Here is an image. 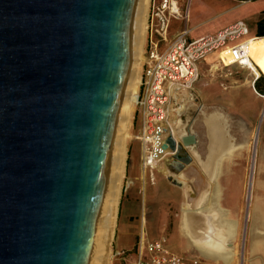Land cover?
I'll return each mask as SVG.
<instances>
[{
  "label": "water",
  "instance_id": "1",
  "mask_svg": "<svg viewBox=\"0 0 264 264\" xmlns=\"http://www.w3.org/2000/svg\"><path fill=\"white\" fill-rule=\"evenodd\" d=\"M128 3L0 0V264L82 263ZM179 144L169 136L163 147L171 171L197 188L196 136Z\"/></svg>",
  "mask_w": 264,
  "mask_h": 264
},
{
  "label": "rangeland",
  "instance_id": "2",
  "mask_svg": "<svg viewBox=\"0 0 264 264\" xmlns=\"http://www.w3.org/2000/svg\"><path fill=\"white\" fill-rule=\"evenodd\" d=\"M190 2L192 3H190V7L193 5L196 10V23L210 20L219 11H225L231 6L227 4V0H191ZM259 8L261 7L253 5L246 9L233 10L229 15L201 25L194 37L206 35L208 30L212 31L222 24L231 25L245 12H248L250 19L255 21ZM193 24L195 23L193 22ZM246 25L251 31V36L254 35L255 23L247 22ZM172 31L173 29L170 30L171 33ZM244 40L247 39L242 41ZM146 47L145 43L144 54ZM144 54L139 69L140 77ZM213 58L214 56H211L198 65L199 78L192 86V90L189 91L193 96L192 101L189 102L182 98L179 103H173L172 108L178 109L181 105H185L178 120H180V124L182 123L184 136L185 134L196 136V152L201 161H204L208 154V136L203 123L204 118L219 114L226 121V132L231 138L233 149H235L233 157L241 163V168H238L240 170L237 172L240 181H236V188L234 186L230 191H225L226 198L220 196L219 206L221 209L218 207L215 193L211 191L203 212L206 213L207 209L217 212L218 214L215 216L217 220L225 224L230 223L228 225L231 227L232 238L228 244L233 253V264H264V256L254 252V245L256 244H251L249 236L252 221V192L258 190L264 194V99L253 91L252 76L247 70L235 66L230 67L226 64L222 68L217 61L212 60ZM254 59L255 63L264 68V50ZM214 65L215 67H213ZM131 121L129 135L133 140L132 127H136L137 121H139L136 106ZM255 135L256 141L253 143ZM176 143L179 144V141ZM132 144L133 142L129 140L126 145L124 174L121 180L122 190L118 202L117 223L109 247V264H133L134 254L132 251L141 235H145V240L148 241L165 237L171 251L183 255L185 252L183 250L184 244L180 241L183 215L187 209L192 210V205L188 206V203H193L199 194L195 185L188 180L175 177L172 175L173 171L165 177L162 176L165 180L158 181L157 185L154 188H148L147 192L143 188L133 187L125 171V168L130 167L128 151ZM137 148V146L133 148L134 154L137 153ZM252 149L255 150L254 153ZM179 153L181 158L188 154L185 150ZM252 158L254 159L253 165ZM170 159L172 161V156ZM206 181L212 190V183L208 179ZM249 183L248 201L246 195L249 190ZM177 190L180 193L179 196H176ZM177 198L180 202L179 205L176 202ZM204 261L207 262V260Z\"/></svg>",
  "mask_w": 264,
  "mask_h": 264
},
{
  "label": "bare ground",
  "instance_id": "3",
  "mask_svg": "<svg viewBox=\"0 0 264 264\" xmlns=\"http://www.w3.org/2000/svg\"><path fill=\"white\" fill-rule=\"evenodd\" d=\"M148 1L129 0L128 3L129 9L123 39L126 60L122 66L121 76L116 86L112 126L108 136L109 140L105 151L99 189L89 218L90 222L86 234L87 245L81 264H109V247L117 223L116 217L122 190L121 180L124 174L126 145L131 140L129 130L132 125L131 120L135 112L139 91V69L146 43ZM252 46L257 48V55H260L264 50V42H254V40L248 39L244 46L248 59L245 61L247 71L255 73L256 69L252 60L253 53L251 52ZM226 58V54L223 55L225 64L231 66V63ZM191 90L192 88L186 90L182 97L189 102L193 99L189 92ZM184 108L185 105H181L178 109L171 108L170 111L169 135L173 137L175 142H181L185 137L182 133V123L180 124V120H178ZM217 115L220 117H213ZM217 115L208 116L203 121L206 135L208 136V154L204 161L199 162V166L204 172V179H200L194 173L191 175V180L196 183L199 194L193 203L188 201V206L191 204L193 208L192 211L190 209L185 211L180 233H182L181 235L188 246H192L204 260L206 259L213 264H233V253L229 249L230 246L228 244L232 238L231 227L228 225L230 223L225 224L217 220L215 217L218 214L217 212L208 209L206 213L203 212L211 192L206 180L208 179L209 182H212L215 179L219 162L226 157H231L235 150L227 135H225L226 121L221 115ZM255 141L256 135L253 143ZM166 153V158L161 162L163 164L160 163L161 165L158 168L164 177L172 173L171 170L174 168L170 157L174 156L175 153L171 151ZM172 175L175 176V173H172ZM178 176L185 179L181 174ZM248 185L247 200L250 194V183Z\"/></svg>",
  "mask_w": 264,
  "mask_h": 264
},
{
  "label": "built area",
  "instance_id": "4",
  "mask_svg": "<svg viewBox=\"0 0 264 264\" xmlns=\"http://www.w3.org/2000/svg\"><path fill=\"white\" fill-rule=\"evenodd\" d=\"M188 7V0L148 1L147 47L136 100L140 121L136 138L143 149L142 168L150 172L151 181L154 169L167 155L163 147L170 136L172 105L177 104L184 92L197 82L199 63L216 56L222 67L226 54L230 67L248 70L244 48L250 38L248 26L239 21L213 36L191 40ZM172 22L179 23L182 28L169 41ZM260 97L264 99V96ZM132 253L133 264H203L199 259L171 251L165 237L146 241L141 236Z\"/></svg>",
  "mask_w": 264,
  "mask_h": 264
},
{
  "label": "crops",
  "instance_id": "5",
  "mask_svg": "<svg viewBox=\"0 0 264 264\" xmlns=\"http://www.w3.org/2000/svg\"><path fill=\"white\" fill-rule=\"evenodd\" d=\"M190 1L191 0H188V5H189V7H188V21H190V22H188V29H189V38L191 40H198L199 38H202V37L213 36V35H215L216 32L231 26V25L225 26V24H222V26L215 28L212 31L208 30V34H206V35L203 34V35H198L197 37H194L195 34L198 33V29L200 28L201 25L208 24L209 22H212L211 20H214L216 18H221L223 16L229 15L230 12L233 10H239L240 8L246 9L247 7H250L253 5L261 7L257 11V15L255 16V21H254V19H250V15L248 12L247 13L245 12L244 15H241L242 17L239 16L238 19H236V21L234 22V23H236V22L241 21V22H244L245 24L247 22L256 23V22L262 20L263 12H264V0H255V1H246V2H237L235 0H227L228 1L227 4L231 5L229 9L222 11V12L219 11V13H217L214 16V18H211L210 20L198 21L196 23V21H195L196 10L193 8V5L190 7V5L192 4ZM193 22L195 24L192 25ZM181 28L182 27H181V25H179V23L172 22L170 25V28H169V38L173 37V35H175L176 32L179 31ZM171 29H173L172 33L170 32ZM249 33H250V29H249ZM249 39L254 40V42L258 41L257 38L253 39L250 37ZM252 48H253V51H252L253 55L252 56L254 59L255 56L257 55V52H256L257 48L255 46H252ZM262 53H263V51H262ZM212 60L217 61L216 56ZM254 63H255V59H254ZM254 65H255V69H256L255 73L250 72V71H248V72L252 76L251 85L253 87V91L256 93V91L254 90L253 83L257 79H259L260 77L264 78V68H261L257 63H255ZM261 87L263 88V85ZM180 99H182V97H180ZM177 103H179V102H177ZM132 128H133L132 137L134 139L130 140L133 142V144L129 147V151H128L130 167L128 166L127 168H125L126 176L129 177L130 183L133 187L136 186V187H140V189L143 188L145 190V192H147L146 190H148V188H150V187L154 188L157 185L158 181H164L165 180L162 177L160 171L158 170L160 165L163 163L158 164L156 166V168L154 169V171L152 173L153 181H151L150 172L143 170L142 165H141L142 164V158H143L144 154H143L142 145L136 138L138 131H139V121H137L136 127H132ZM136 146L138 147L137 148L138 151L136 154H134L133 148ZM233 155L234 154H232L231 157L223 159L222 161L219 162V164L217 166L218 169H217L216 177L212 182H210L213 185V189L211 191L215 193V198H216V201H218V207L219 208H220V206H219L220 196L222 198H226V192L225 191L226 190L230 191L236 185V181H240V178H238L239 174L237 172H239V170H240L238 168H241L240 167L241 163H239V161H236V159L234 157H232ZM252 179H253V177H252ZM235 188H236V186H235ZM220 191H221V193L223 191L222 195H220L221 194ZM172 192L174 193L173 189H172ZM176 194H177L176 196H179L180 193L178 190H177ZM261 194L262 193L258 192V190H253V192H252V196H251V200H252V206H251L252 221H251V227H250V232H249L250 235L249 236H250L251 244H256V245H254L255 246L254 252H256V254L259 253L260 255L264 256V194H262V195ZM176 202L178 205L180 204L178 198H177ZM225 216H226V213H225ZM141 236L145 240V235L144 236L141 235ZM182 239H184V238L182 237L180 239V241ZM146 241H148V240H146ZM149 241H155V240L152 239ZM181 242H182V244H184L183 250L185 251L182 256H184L186 258H189V257L196 258V259H199L203 263L205 262L206 264H213L210 261L208 262V260H207V262L204 261V259L200 257V255L197 253V251H195L193 249L192 246H190V245H189L190 247L188 246L187 242H185V239L182 240Z\"/></svg>",
  "mask_w": 264,
  "mask_h": 264
},
{
  "label": "trees",
  "instance_id": "6",
  "mask_svg": "<svg viewBox=\"0 0 264 264\" xmlns=\"http://www.w3.org/2000/svg\"><path fill=\"white\" fill-rule=\"evenodd\" d=\"M237 2H246V1H255V0H235ZM251 33V31H250ZM249 33V36L251 38H257V42H263L264 41V12H263V17L262 20L258 21L254 25V35L251 36ZM253 51V48H251V52ZM252 60L254 62V59L252 57ZM255 64V63H254ZM263 85V88L261 87ZM254 90L256 93L260 96H264V78L260 77L257 79L254 83Z\"/></svg>",
  "mask_w": 264,
  "mask_h": 264
}]
</instances>
